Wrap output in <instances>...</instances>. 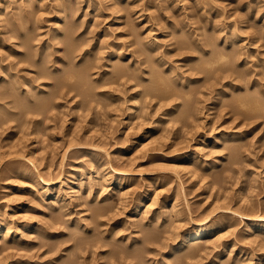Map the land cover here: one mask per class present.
<instances>
[{
	"label": "rangeland",
	"instance_id": "374dc122",
	"mask_svg": "<svg viewBox=\"0 0 264 264\" xmlns=\"http://www.w3.org/2000/svg\"><path fill=\"white\" fill-rule=\"evenodd\" d=\"M23 1L25 0H0V4L9 2L11 8L6 10V13L10 10L16 13L19 7L25 8ZM41 1L36 0V6L37 3L46 6L45 11H41L38 6L39 8L37 7L30 15L31 18L28 17L30 25L26 26V22H23L22 24L25 25L21 28L11 29L7 22L3 26L0 23V78L2 77L0 84L1 82L3 84L0 85V217L4 225L10 229L7 233L15 239L7 241L4 239L7 231L5 227L2 238L0 237V247L11 245L6 252L19 254L12 263L262 264L264 233H250L248 222L249 219H260V216L264 218L262 216L264 215V120L261 117L262 119L260 118L255 124L247 125V128L242 124V127L238 125V119L232 120L234 115L230 114L232 110H237V106L235 104L233 106L231 102L236 94L232 89L240 85L238 82L242 79L231 77V81L234 79L232 83L228 81L229 78L222 80L223 77L231 74L227 72L232 68L229 63H224L223 66H220V63L214 64L212 70L202 65H205L204 60H209L216 53L224 51L222 42L227 38L228 43L237 41V44H241L242 49L244 48L243 52L245 51L246 56L248 54L249 69L251 72L254 69L252 77L251 75L248 77V79L251 77L250 82L257 77H260V80L264 77V0H58V4L66 1L73 4L72 16L69 13L67 19L59 21V24H56L58 21L54 19V8L57 4L55 0ZM119 9L125 11L120 20L116 21V12ZM19 19L27 20L22 16ZM64 23L75 24V33L70 35L75 43L71 38L69 39L72 45H78L81 41L83 44L88 41L91 45L97 42L88 57L93 60L101 59L99 60L101 71L104 70L106 56L111 50L116 55L120 54L117 58L120 57L121 65L124 62L122 67L126 68V77L110 83L109 81L113 80L111 68H108V71H111L103 78L96 73L95 75L90 73L92 76L84 73L82 77L85 75L83 79L86 84L83 82L84 86L80 84L79 87L77 84V87L80 88L81 93L83 90L85 93L89 92L88 96L87 94L82 96L76 92L77 90L74 92L61 90V87L55 88V83L53 84L55 80L51 82L52 78L51 80L38 78L37 84L35 81L24 82V78L34 77L33 70H39L34 66L37 65L38 58L40 61L42 59L44 64L41 65V61L37 67L44 66L48 74L53 68L58 70L63 67L64 70L59 69L57 73V75L60 73V76L64 71L66 72L63 75L72 69V64L68 65V68L60 60L62 56L66 57V49H68V40L64 38L66 30ZM5 29L10 32L6 34ZM26 31L30 34L32 32L31 49L21 45L19 33L27 34ZM184 35H187L186 37L193 43L197 41L200 45H205L203 54L198 52L195 54L192 51L194 55L189 51L186 52L181 42V37L184 38ZM147 41L149 45L155 46L147 47ZM148 48H153L154 53L157 54L154 56L152 55L154 53L149 54ZM142 49L146 55L143 54L144 52L141 53ZM18 50L28 53L24 54L28 57V61L17 54ZM209 54L212 55L211 58L207 56ZM149 56H157L161 62L166 60L167 64L160 67V70L161 68L163 70L158 71L162 72L165 78L167 77L165 80L173 90L170 94L177 97L171 103L175 104L169 113L172 115L166 116L165 119L162 115L166 114L167 107L163 105L168 100L165 101L160 93L164 85L157 84L159 81L150 71L155 70V66L149 63ZM89 58L86 56L84 59L88 61ZM117 58L113 64L119 61ZM79 60L78 58L77 61ZM77 66L74 68L82 69V65ZM199 66L201 70L197 69ZM219 67L222 69L219 70ZM237 67L239 66L234 65L233 70L235 71ZM45 69L42 67V70ZM172 75L176 80L174 78L170 80ZM12 76H15V79ZM153 77L156 78L154 82ZM96 78H100L102 84L107 81L108 83L100 87L102 84L99 85ZM12 79L22 81L20 92L27 90L28 95L32 94L35 99H38L42 92L45 95H41L39 99L50 97L52 106L50 103L51 108L46 111L48 113L27 112V108L31 105L25 102L15 104L14 107L5 106L10 92L14 91V95L17 94ZM92 79H95L94 84L91 82ZM6 80L11 81L12 84L7 83ZM87 81L88 84L92 83L88 91ZM260 82L264 85V79ZM244 83L245 81L242 80L241 85ZM220 86L229 87L227 92L225 91L227 97H222L221 101L216 99V92ZM253 87L250 90L256 92ZM212 88L215 93L211 91L210 95L208 92ZM262 89L264 90L263 87L256 90L262 91ZM189 90H192L189 103L196 101L199 115L196 114L192 120L182 121L178 118L188 100V97L184 98V94ZM135 94H138L137 98L133 97ZM19 97L17 98L16 95L15 99L22 101V97ZM2 98L7 101H3ZM134 99L140 100L137 104L140 108L131 111ZM228 110L231 112L229 113ZM157 122H159L158 126L155 127ZM217 137V144H213V139ZM130 146H134V149L129 150ZM188 155L192 156V160L184 163ZM115 171L122 172L121 181H118L116 175L118 176L119 173ZM39 177L41 183L55 182L49 187L50 192L46 196L41 194L44 189L42 191L40 185L36 184L35 178ZM99 177H104L105 181L101 183ZM80 180L83 188L77 191L71 189ZM154 180L157 185H154ZM118 183L121 187L117 188L115 185ZM149 185L152 187L151 192L154 193L147 202L148 207L143 209L139 217H134L132 220L129 214L135 207L137 198ZM122 189L125 192L123 194ZM54 195L60 196V201L51 205L49 201L42 200L46 197L53 199ZM151 205L155 206L151 207ZM172 205L175 206V214L178 211V214H181L177 216L178 220L175 214L173 217V213L168 217L164 216L165 208ZM98 206L107 207L103 211L104 214L103 212L99 214L101 207L97 210ZM57 214L62 218L61 223L59 221L56 224L54 216ZM186 215L188 218L185 217ZM168 218L171 221L167 223L164 219L168 220ZM131 220L135 224L131 223ZM177 221L180 226L184 225L182 229L212 221H218L220 228L215 235H212L213 238L206 237L199 245L190 246L172 255L169 245L160 246L159 243L164 237L169 236ZM168 225L171 228L167 227ZM133 237H138V240L132 241ZM153 238H158V241L150 245L152 249L149 247L148 250H140V257L133 253L143 248L142 242ZM218 245L222 248L219 253L216 249ZM3 257L0 255V264H4Z\"/></svg>",
	"mask_w": 264,
	"mask_h": 264
},
{
	"label": "bare ground",
	"instance_id": "6f19581e",
	"mask_svg": "<svg viewBox=\"0 0 264 264\" xmlns=\"http://www.w3.org/2000/svg\"><path fill=\"white\" fill-rule=\"evenodd\" d=\"M8 1H11V0H8ZM43 1V0H42ZM41 1V2H42ZM57 1L58 0H55V3H57ZM247 1V0H246ZM259 1V0H258ZM61 2V1H60ZM69 2V1H68ZM67 1L66 2H64V3H60V4H56L55 5V8H54V15H55V17H54V19L56 20V21H58V23L56 22V24H59V21L61 22V21H64V19H67L66 17H68L67 15H69V13L71 14L70 16H72V12H71V9L73 8V4H72V2L70 3H68ZM249 2V1H248ZM40 4V3H39ZM38 3H37V5L40 7H38V6H36V0H25V1H23V5H25L24 7L25 8H21V7H19L18 8V11L16 10V9H14V10H16L17 12L15 13V11H9V12H7L6 13V10H9V8H11V7H9V2H5L4 4H0V23L2 24V26L5 24V22H7V24L8 25H10V26H8V27H10L11 29H16L17 27L18 28H21V26H24L25 24H26V26L27 25H30V22H29V18H31V16L30 15H32L34 12H35V10L37 9V7L41 10V11H45V7L46 6H44V5H39ZM247 4V3H246ZM249 4V3H248ZM261 4V3H260ZM33 5V6H32ZM96 5V4H95ZM10 6H12V5H10ZM33 8H32V7ZM87 6H89V5H87ZM113 6V5H112ZM136 6H137V4H136ZM13 7V6H12ZM29 7H31L30 9H28ZM78 7H80V6H78ZM130 7V6H129ZM139 7H141V6H139ZM77 8V7H76ZM111 8V7H110ZM113 8H115V7H113ZM112 8V9H113ZM119 8V7H118ZM259 8H261V7H259ZM147 9V8H146ZM149 9V8H148ZM77 10V9H76ZM114 10V9H113ZM116 10V9H115ZM129 10V9H128ZM142 10V9H141ZM262 10V9H261ZM81 11V10H80ZM79 11V12H80ZM98 11V10H97ZM125 11V10H124ZM124 11H122V10H117V12H116V17H115V19H116V21H119L120 20V18L123 16V12ZM135 12V11H134ZM43 13V12H42ZM135 13H137V12H135ZM135 13H133V14H135ZM140 13V12H139ZM142 13V12H141ZM158 13V12H157ZM165 13V12H164ZM19 14H21L20 16H22V18H24V19H27L26 21H24L23 19L22 20H20L19 19V17L20 16H18ZM94 14V13H93ZM97 14V13H96ZM98 15V14H97ZM156 15V14H155ZM135 16V15H134ZM134 16H132V17H134ZM139 16V15H138ZM29 17V18H28ZM33 17V16H32ZM155 17V16H154ZM161 17V16H160ZM71 18V17H70ZM73 18V17H72ZM95 18V17H94ZM126 18V17H125ZM124 18V19H125ZM155 18H157V16L155 17ZM156 20V19H155ZM66 21H68V20H66ZM69 21H70V19H69ZM74 21V20H73ZM136 21V20H135ZM25 23L24 25L22 24V23ZM52 22V21H51ZM54 22V23H55ZM96 22V21H95ZM70 23V22H69ZM135 23V22H134ZM6 24V25H7ZM77 24V23H76ZM93 24V23H92ZM64 27H65V40L67 41L68 40V42H67V44H68V49H66L67 50V53L65 54V58H64V56H62V58H63V60H62V58L60 59L62 62H63V64H64V66L66 67H68L69 68V66L68 65H71V66H73L72 67V69H69V71H67L68 73H66L65 75H63L64 74V72H66V71H64L63 72V74H62V76H60L61 74L59 73V75H57V73L60 71L59 69H61V68H58V70L57 69H54L53 67V73L51 74H48L49 72L45 69V67L44 66H42L44 69H45V71L44 70H42V67L41 66H38L37 67V65H40L39 63L42 61V59H41V61H40V59L38 58V60L36 61V64L37 65H35L34 64V66H36V69L37 68H39V70H33V74H34V77H30V78H24L23 80H24V82H34L35 81V83L37 84V82H38V78L39 79H48V78H50V80H51V78H52V80H51V82L53 81V80H55V82H53V84L55 83V88H62L61 90H64V89H67V90H69V91H74L75 92V90H77L76 92L78 93L79 92V94H82V96L83 95H85L86 96V94H87V96H88V94H89V92H87V93H85L84 91L85 90H83V93H81L80 92V84H83V86L86 84L85 83V79H83L84 77H85V75L82 77V74H84V73H91V74H94L95 75V73L96 74H99L100 75V78H103V76H105V75H107L108 73H110V71L111 70H109L108 71V68H111L112 69V75H113V77H112V81H109L110 83H112V82H117L118 80H120V79H122L123 77H126V68H123L122 67V65L124 64V62H123V64L121 65L120 63H122L119 59H120V57H119V59L117 58L118 56H120V54L119 55H116V53L114 52V51H112L111 50V52L110 53H108L107 54V59H106V61H105V64H104V70L103 71H101L102 69H101V67L99 66V60H101V59H97V60H93L92 58H89L88 56H89V54H90V52L92 51V48H93V45H97L96 43L97 42H95V43H93L92 45L87 41H85L86 42V44L87 43H89V45H86V44H83V42L81 41L78 45H72V42L70 41L69 42V39L71 38L70 37V35L73 33H75L74 32V25L75 24H68V23H64ZM96 25V24H95ZM94 25V26H95ZM92 26V25H91ZM1 27V26H0ZM7 27V28H8ZM28 27H30V26H28ZM31 27H32V25H31ZM63 27V28H64ZM139 27V26H138ZM5 28V27H4ZM9 28V29H10ZM58 28V27H57ZM10 29V30H11ZM29 29V28H28ZM6 30V29H5ZM27 30V29H26ZM130 30V29H129ZM62 31V30H61ZM219 31V30H218ZM4 32H6V34L8 33V32H10V31H8L7 32V30L6 31H4ZM27 32V34H23V33H19V35H20V38H21V45H23V47L25 46L26 48L27 47H29L30 48V46H31V41H33L32 40V36H31V34H32V32H31V34L29 33L30 32V30H29V32L28 31H26ZM26 32H24V33H26ZM141 32V31H140ZM223 32V31H222ZM17 32H15V34H16ZM126 33V32H125ZM187 33V32H186ZM4 34V33H3ZM63 34V33H62ZM223 34V33H222ZM57 35V34H56ZM76 35V34H75ZM220 35H221V33H220ZM220 35H219V37H220ZM258 35V34H257ZM9 36H11V35H9ZM73 36V35H72ZM187 35H184V38L183 37H181L182 38V40H181V42H183V44L182 45H184V47H185V50H186V52H188L189 51V53H192V54H194L193 52H195V54H196V52H198V54H203V46H205V45H200V43H198L197 41H194V43L188 38V37H186ZM191 36V35H190ZM260 36V35H259ZM12 37V36H11ZM212 37V36H211ZM225 37V36H224ZM230 37H231V35H230ZM234 37V36H233ZM8 38V37H7ZM55 38V37H54ZM94 38V37H93ZM98 38V37H97ZM190 38H192V37H190ZM194 38V37H193ZM10 39V38H9ZM8 39V40H9ZM62 39V38H61ZM90 39V38H89ZM146 39V38H145ZM211 39V38H210ZM217 39V38H216ZM252 39V38H251ZM256 39V38H255ZM63 40V39H62ZM71 40L72 41H74L72 38H71ZM142 40V39H141ZM170 40V39H169ZM196 40V39H195ZM224 40V39H223ZM79 41V40H78ZM91 41V40H90ZM149 41V40H148ZM147 41V42H148ZM172 41V40H171ZM200 41H202L201 39H200ZM216 41V40H215ZM257 41V40H256ZM259 41V40H258ZM5 43H6V41H4ZM102 42H103V40H102ZM196 42V43H195ZM213 42V41H212ZM224 42V43H223ZM222 42V46H223V49H224V51L223 52H218V54L216 53L212 58L210 57V56H212V55H207V56H209L211 59H209V60H207L206 59V61L202 58V60H204V62H205V65L203 64L202 66H206V68L208 67L209 68V70H212V67H213V65L214 64H217V63H220L219 65L221 66H223V64L224 63H229L230 65L229 66H231L232 68H229V70L227 71V72H230L231 74H229L228 76H225V77H221L222 78V80H225V79H228V81L230 80H232L231 79V77H233L234 78V76H235V78L234 79H242V80H244L245 81V83L243 84V85H241V82H242V80H241V82L239 81L238 82V84L240 83V85H236V86H234L233 87V92L234 93H236V94H234L235 95V97L233 98V101H231L232 102V105L234 106V104L237 106V110H232V112L231 111H229V113L231 112V114L230 115H234V118L232 119V120H239V124L238 125H240L241 127H242V125H244L245 126V128H247V125H250V124H252V123H254L255 124V122H257L261 117L263 118V120H264V90L262 89V91H258V90H256L257 88L259 89V88H261V87H263L264 88V85L260 82L262 79H264V77H262V79L260 80V77H257V79L256 80H253L252 82H250V78L252 77V72L254 71V69H252V72H251V70L249 69L250 67L248 66L249 65V63L247 62V56H248V54H247V56H246V54L243 52V49H242V47H241V44H237L238 42L237 41H234V43L232 42V44L231 43H228V40H227V38H226V40H224ZM71 43V44H70ZM74 43H75V41H74ZM209 43V42H208ZM211 43V42H210ZM242 43V42H241ZM256 43V42H255ZM258 43V42H257ZM256 43V44H257ZM105 44V43H104ZM144 44V43H143ZM147 44V43H146ZM151 44V43H150ZM175 44V43H174ZM173 44V45H174ZM180 44V43H179ZM219 44V43H218ZM253 44H254V42H253ZM252 44V45H253ZM264 44V43H263ZM21 45H19V46H21ZM69 45H70V47H69ZM102 45V44H101ZM154 44H152V46H153ZM172 45V44H171ZM213 45V44H212ZM215 45V44H214ZM248 45V44H247ZM262 45V44H261ZM36 46V45H35ZM143 46V45H142ZM152 47L151 45H149V42H148V45H147V47ZM155 46V45H154ZM243 46V45H242ZM250 46V45H249ZM254 46V45H253ZM257 46V45H256ZM264 46V45H263ZM262 46V47H263ZM15 47V46H14ZM66 47V48H67ZM99 47H100V45H99ZM146 47V46H145ZM157 47V46H156ZM182 47V46H181ZM207 47V46H206ZM209 47V46H208ZM221 47V46H220ZM2 48V47H1ZM22 48V47H21ZM20 48V49H21ZM34 48H36V47H34ZM101 48V47H100ZM158 48V47H157ZM170 48V47H169ZM259 48H261V47H259ZM28 49V48H27ZM31 49V48H30ZM29 49V50H30ZM102 49V48H101ZM112 49H114V48H112ZM141 49V48H140ZM145 49V51H146V53H148L147 52V50H146V48H144ZM148 49H150V48H148ZM152 49V50H151ZM150 50H148L150 53L149 54H151V53H154V49L153 48H151ZM257 49V48H256ZM2 50H4V49H2ZM94 50V49H93ZM109 50V49H108ZM115 50V49H114ZM133 50H135V49H133ZM132 50V51H133ZM156 50V49H155ZM10 51V50H9ZM26 51V50H25ZM99 51H100V49H99ZM131 51V52H132ZM138 51V50H137ZM145 51H143V49L141 50V53L142 52H144L143 54H145ZM191 51V52H190ZM193 51V52H192ZM220 51V50H219ZM222 51V50H221ZM247 51V50H246ZM1 52V51H0ZM17 52V54L20 56V57H23L24 59H27L28 57L26 56L28 53L27 52H22L21 50H18V51H16ZM15 52V53H16ZM29 52V51H28ZM31 52H33V51H31ZM117 52V51H116ZM174 52V51H173ZM209 52V51H208ZM213 52H215V51H213ZM14 53V52H13ZM21 53V54H20ZM106 53V52H105ZM139 53H140V50H139ZM159 53V52H158ZM168 53V52H167ZM249 53V52H248ZM251 53H253V52H251ZM256 53V52H255ZM4 54V53H3ZM24 54H26L25 56H24ZM122 54V53H121ZM138 54V53H137ZM155 54H157V52L156 53H154V54H152L153 56L155 55ZM166 54V53H165ZM169 54V53H168ZM188 54V53H187ZM194 54V55H195ZM260 54V53H259ZM10 55V54H9ZM17 55V56H18ZM94 55V54H93ZM116 55V56H115ZM146 55V54H145ZM164 55V54H163ZM6 56H7V54H6ZM34 56V55H33ZM32 56V57H33ZM83 56V57H82ZM87 56V58H89V60L87 61V60H85L84 58ZM115 56V57H114ZM159 56H160V54H159ZM158 56V57H159ZM206 56V57H207ZM30 57V56H29ZM93 57V56H92ZM137 57V56H136ZM163 57V56H162ZM198 57V56H197ZM260 57V56H259ZM19 58V57H18ZM23 58H21V59H23ZM78 58L80 59L79 61H77L78 60ZM118 59L117 61L118 62H116L115 64H113V61L115 60V59ZM139 58V57H138ZM149 60H150V62L149 63H151V65L153 64L154 66H155V70H150L151 72H152V74L157 78V81H159V82H157V84L158 83H160L162 86L164 85V88L161 90V96H162V98H164V100L165 101H167V102H165L164 100H163V102H165L166 104L165 105H163L164 107L166 106L167 108V110L165 109V111H166V114L165 115H162L163 117H164V119H165V117L167 116L168 117V115H169V113L172 111V109L174 108V105L173 104H171V103H173L172 101H175V99H177V97L175 98V96H173V94L171 95L170 93H171V91H173V90H171L172 88L169 86V84H167L168 82H166L167 80H165V79H167V77L165 78L163 75V73L162 72H159V71H161V70H163L162 68H161V70H160V67H162L163 65L165 66V59H164V62L162 61H160V58H158L157 59V56L156 57H151V56H149ZM164 58V57H163ZM253 58V57H252ZM8 59H9V57H8ZM92 59V60H91ZM171 59V58H170ZM250 59V58H249ZM1 60H2V58H1ZM32 60V59H31ZM162 60V59H161ZM191 60V59H190ZM194 60V59H193ZM201 60V59H200ZM202 60H201V62H202ZM211 60V61H210ZM228 60H229V62H228ZM257 60V59H256ZM9 61V60H8ZM27 61H28V59H27ZM103 61V60H102ZM142 61V60H141ZM207 61H209V62H207ZM50 62H51V60H50ZM57 62H59V61H57ZM137 62V61H136ZM143 62V61H142ZM204 62H202V63H204ZM256 62V61H255ZM261 62H262V60H261ZM264 62V61H263ZM53 63V62H52ZM101 63V62H100ZM145 63V62H144ZM172 63V62H171ZM222 63V64H221ZM256 63H258V62H256ZM42 64H44V62L42 61V63H41V65ZM54 64V63H53ZM167 64V63H166ZM255 64V63H254ZM30 65V64H29ZM77 65H82V69L80 68V69H78L79 67H81V66H77ZM114 65V66H113ZM127 65V64H126ZM152 65V66H153ZM239 66V67H237V69L234 71L233 70V66ZM63 66V65H62ZM71 66H70V68H71ZM74 66L76 67H78V68H74ZM147 66V65H146ZM163 66V67H164ZM167 66V65H166ZM256 66H257V64H256ZM259 66V65H258ZM260 66H262V65H260ZM259 66V67H260ZM13 67V66H12ZM41 67V68H40ZM135 67V66H134ZM158 69H157V68ZM197 67H198V65H197ZM201 66H199V68H197V69H202V68H200ZM215 67V66H214ZM226 67H228V66H226ZM32 68V67H31ZM49 68V67H48ZM153 68V67H152ZM171 68H173V67H171ZM170 68V69H171ZM175 68V67H174ZM196 68V67H195ZM221 67H219V70H221L220 69ZM66 69V68H65ZM137 69V68H136ZM149 69V68H148ZM151 69V68H150ZM157 69V70H156ZM214 69V68H213ZM225 68H223V70H224ZM62 70H64L63 69V67H62V69H61V71ZM159 70V71H158ZM173 70V69H172ZM204 70V69H203ZM232 70L234 71V73L232 72ZM239 70H241V71H243V72H241V71H239ZM255 70H256V68H255ZM9 71H10V69H9ZM47 71V72H46ZM142 71V70H141ZM169 71V70H168ZM214 71V70H213ZM213 71H211V73L213 72ZM216 71V70H215ZM225 71V70H224ZM11 72V71H10ZM128 72V71H127ZM164 72V71H163ZM171 72V71H170ZM169 72V73H170ZM55 73V74H54ZM62 73V72H61ZM161 73V74H160ZM167 73V72H166ZM175 73V72H174ZM263 73V72H262ZM90 74V75H91ZM136 74V73H135ZM151 74V73H150ZM151 74V75H152ZM226 74V73H225ZM10 75H13V74H10ZM9 75V76H10ZM145 75V74H144ZM214 75V74H213ZM216 75V74H215ZM251 75V77L248 79V77ZM260 75V74H259ZM264 75V74H263ZM86 76H88V75H86ZM92 76V75H91ZM136 76H137V74H136ZM171 76V74H169V76L168 77H170ZM7 77V76H6ZM12 77H14L13 79H15V76H12ZM12 77H10V78H12ZM129 77V76H128ZM130 77H132V75L130 76ZM129 77V78H130ZM155 77H153V82L154 81H156V78ZM216 77V76H215ZM2 78V77H1ZM1 78H0V80H1ZM100 78H96V82L98 83L99 82V85H100V83L102 84V81H100ZM137 78V77H136ZM172 78H174L173 77V75H172V77L170 78V80L172 79ZM5 79V78H4ZM12 79V80H13ZM20 79V78H19ZM128 78H126V80H127ZM139 79V78H138ZM140 79H142V78H140ZM175 79V78H174ZM234 79H233V81H234ZM239 79V80H240ZM10 80V79H9ZM9 80L7 81V83H11V81L9 82ZM17 80V79H16ZM95 80V79H94ZM93 79H92V81L91 82H93L94 81ZM169 80V79H168ZM176 80V79H175ZM215 80V79H214ZM222 80L220 79V81L222 82ZM2 81V80H1ZM37 81V82H36ZM74 81V82H73ZM106 81V80H105ZM130 81V83H131V80H129ZM142 81V80H141ZM173 81V80H172ZM195 81V80H194ZM219 81V82H220ZM233 81H231V83L233 82ZM85 84H84V83ZM88 82L89 81H87V85H86V90L88 91V87L90 86V84H92V83H89L88 84ZM127 82V81H126ZM125 82V83H126ZM144 82V81H143ZM166 82V83H165ZM170 82V81H169ZM220 82V83H221ZM235 82H237V81H235ZM251 84H250V83ZM20 83L22 84V81H14L13 80V84H14V86L13 87H15L14 89H15V91H16V95H17V98L19 97L18 95H21L20 97H22V99L24 100H22V101H19V99L18 100H16L15 99V96L16 95H14V91H12V92H10V94L7 96V100L6 99H3L4 97H5V95H3L4 97L2 98V100L4 101H7V103H5V104H7V105H5V106H9V105H13L12 107H14V106H16V105H18L19 103H22V102H25V103H30V105H28V106H30L29 108H27V112H30V113H34V114H41V113H43V114H45V113H48V112H46V111H48V109L49 108H51L50 107V97H47V96H45V97H47L46 99L45 98H43L42 100L41 99H39L40 98V96L41 95H45V94H43V92H42V94L40 95V96H38V99L36 98H33L31 95H28V93L26 92V91H22V92H20ZM106 83H108V81L107 82H103V84L100 86V87H103L104 86V84H106ZM128 83V82H127ZM139 83H141V82H139ZM182 83V82H181ZM1 84H2V82H1ZM0 84V85H1ZM12 84V83H11ZM49 84V83H48ZM77 84H79V87H77L78 85ZM93 84H94V82H93ZM115 84V83H114ZM155 84V83H154ZM3 85V84H2ZM5 85V84H4ZM24 85H25V83H24ZM43 85V84H42ZM132 85V84H131ZM234 85V84H233ZM51 86V85H50ZM82 86V87H83ZM108 86V85H107ZM116 86V85H115ZM181 86V85H180ZM187 86V85H186ZM191 86V85H190ZM194 86V85H193ZM214 86V85H213ZM254 86V87H253ZM25 87V86H24ZM38 87H39V85H38ZM53 87H54V85H53ZM92 87V86H91ZM93 87H94V85H93ZM106 87V86H105ZM252 87H253V89L255 88V91L256 92H254V90L253 91H251L250 89H252ZM78 88H79V91H78ZM97 88V87H96ZM98 88H99V86H98ZM112 88V87H111ZM185 88H187V87H185ZM227 88H229V87H221L220 86V88L217 90L218 92H216V95H217V100H220L221 101V99H222V97H227L226 96V92H227ZM10 89V88H9ZM16 89H18V90H16ZM161 89V88H160ZM190 89V88H189ZM248 89V90H247ZM13 90V89H12ZM29 90V89H28ZM59 90V89H58ZM92 90H94V89H92ZM178 90V89H177ZM195 90V89H194ZM261 90V89H260ZM33 91V90H32ZM36 92L38 91V90H35ZM42 91V90H41ZM53 91V90H52ZM90 91V90H89ZM155 91V90H154ZM182 91H184V89L182 90ZM199 91H201V90H199ZM208 91V90H207ZM209 91L210 92H208L210 95H211V93L214 91L213 90V88L212 89H209ZM212 91V92H211ZM226 91V92H225ZM228 91H229V89H228ZM231 91V90H230ZM252 93H251V92ZM34 92V91H33ZM135 92V91H134ZM186 92V91H185ZM185 92H182V93H185ZM194 92V91H193ZM254 92V93H253ZM159 93V92H158ZM214 93H215V91H214ZM40 94V93H39ZM58 94V93H57ZM206 94V93H205ZM232 94V93H231ZM48 95V94H47ZM132 95V94H131ZM148 95V94H147ZM157 95V94H156ZM180 95V94H179ZM192 95V90L190 91L189 90V92H187L186 94H184V98H185V96L186 97H188L187 99V102H186V104L184 105V108H182L183 110L181 111V113L179 114V118L178 119H180V120H182V121H188V120H192L193 118H195L196 117V114H197V112H198V109H199V107L197 106V103H196V101H195V103H193L192 102V98H190V102H192V103H189V97ZM194 95V94H193ZM198 95V94H197ZM34 96V95H33ZM81 96V95H80ZM81 96V97H82ZM137 96H138V94H135L133 97H136L137 98ZM19 97V98H20ZM34 97H36V95L34 96ZM42 97H44V96H42ZM52 97V96H51ZM57 97H58V95H57ZM89 97H90V95H89ZM132 97V98H133ZM192 97V96H191ZM211 97V96H210ZM228 97H229V95H228ZM52 98H55V97H52ZM84 98V97H83ZM135 98V99H136ZM159 98V97H158ZM134 99V100H135ZM231 99V98H230ZM0 100H1V96H0ZM56 100V99H55ZM133 100V101H134ZM139 100V99H138ZM138 100H135V102H134V104H133V108H132V110L131 111H134V109H136V108H140L137 104H138ZM157 100V99H156ZM160 100H162L161 98H160ZM140 101V100H139ZM106 103V102H105ZM201 103H202V101H201ZM220 103H222V102H220ZM227 103H229V102H227ZM16 104V105H15ZM81 104V103H80ZM159 104V103H158ZM198 104H200V103H198ZM223 104V103H222ZM4 105V104H3ZM108 105V104H107ZM230 105V104H229ZM51 106H52V103H51ZM144 106V105H143ZM162 106V105H161ZM160 106V107H161ZM9 107H11V106H9ZM8 107V108H9ZM54 107H52V109H53ZM147 108V107H146ZM161 108H163V107H161ZM230 109H233V108H230ZM144 110V109H143ZM160 110V109H159ZM158 111V110H157ZM164 111V110H163ZM201 112V111H200ZM138 113H140V112H138ZM154 113H155V111H154ZM162 113V112H161ZM168 113V114H167ZM28 114V113H27ZM42 114V115H43ZM146 114V112L144 113V115ZM164 114V113H163ZM154 115H156V113L154 114ZM172 114H170L169 116H171ZM178 115V114H177ZM197 115H199V114H197ZM34 116V115H33ZM142 116V115H141ZM37 117V116H36ZM150 117V116H149ZM154 117V116H153ZM230 117V116H229ZM233 117V116H232ZM145 118V117H144ZM144 118H143V120H144ZM147 118V117H146ZM145 118V119H146ZM155 118V117H154ZM162 118V117H161ZM171 118V117H170ZM261 118V119H262ZM159 119V120H158ZM158 121H160L161 119L158 117ZM163 119V120H164ZM231 119H230V121H231ZM32 120V119H31ZM35 120V119H34ZM175 120V119H174ZM37 121H40V120H37ZM141 121V120H140ZM148 121V120H147ZM177 121V120H176ZM149 122V121H148ZM178 122V121H177ZM193 122V121H192ZM235 122V121H234ZM40 123V122H39ZM147 123V122H146ZM158 123L159 122H157L156 123V125H155V127H157L158 126ZM242 124V125H241ZM262 124H263V122H262ZM35 125H36V121H35ZM31 126V125H30ZM259 126V125H258ZM257 126V127H258ZM252 127V126H251ZM262 127V126H261ZM264 127V126H263ZM255 129V128H254ZM256 130V129H255ZM264 131V130H263ZM38 132V131H37ZM242 131H240V134H242L241 133ZM253 132V131H252ZM34 134V133H33ZM239 134V133H238ZM239 134V135H240ZM34 135H36V134H34ZM231 135V134H230ZM234 135V134H233ZM243 136H244V133H243ZM230 139V138H229ZM213 141L214 142H212L213 144H217V141H218V137L217 138H214L213 139ZM206 146V145H205ZM134 146H130L128 149L129 150H133L134 148H133ZM136 149V148H135ZM202 149V148H201ZM195 155V154H194ZM193 155V156H194ZM197 158V157H196ZM192 160V156H190V155H188L185 159H184V163H187V162H189V161H191ZM195 161V160H194ZM182 162V161H181ZM196 162V161H195ZM201 163V162H200ZM191 164V163H190ZM184 165V164H183ZM186 165V164H185ZM198 165H199V163H198ZM201 165V164H200ZM209 165V164H208ZM207 165V166H208ZM103 172V171H102ZM101 172V173H102ZM105 172V171H104ZM115 172H117V173H119L118 174V176L116 175V177H117V179H118V181H121L122 180V177H123V175H122V172L121 171H115ZM68 175V174H67ZM66 175V176H67ZM70 175V174H69ZM107 175V174H106ZM105 175V176H106ZM192 175H194V174H192ZM104 176V177H105ZM201 176V175H200ZM70 176H68V178H69ZM104 177L103 178H100L101 179V183H103L105 180H104ZM36 179V184H38V185H40V187H41V189H42V191H43V189H44V191L43 192H41V194H43L44 196H46V195H48V193L50 192L49 190V187L51 186V185H53V183H55V182H53V181H48V182H45V183H41V178L39 177V178H35ZM203 179V178H202ZM157 180V179H156ZM60 181V180H59ZM67 181V180H66ZM83 182V181H82ZM98 182V181H97ZM151 182H152V180H151ZM154 185H157V182H155V180H154ZM153 184V183H152ZM97 185H98V183H97ZM100 185V184H99ZM151 185V184H150ZM148 186V188H147V190L142 194V195H140V197H138L137 198V200H136V202H135V207L134 208H132V210H131V212H130V214H129V217L133 220V218L134 217H139V215L140 214H142V211H143V209L145 208V207H148L147 206V202L151 199V197H152V195H153V193L154 192H151V189H152V187L151 186ZM107 186V185H106ZM120 186V184L118 183V184H116L115 185V187H119ZM153 186V185H152ZM82 187V184H81V180L79 181V182H77L75 185H73L72 187H71V189H73L74 191L76 190H79L80 188ZM121 187V186H120ZM154 187V186H153ZM83 188V187H82ZM102 189V188H101ZM123 190V189H122ZM129 190H130V188H129ZM90 191V190H89ZM125 191H127V190H125ZM59 192V191H58ZM92 192V191H91ZM179 192V191H178ZM120 193V192H119ZM123 193H125L124 192V190H123V192H122V194ZM127 193V192H126ZM121 194V195H122ZM126 195V194H125ZM128 195H129V193H128ZM55 196V195H54ZM124 196V195H123ZM125 197V196H124ZM123 197V198H124ZM177 198H178V196H176ZM44 198V197H43ZM53 198V197H52ZM88 199V198H87ZM92 199V198H91ZM127 199V198H126ZM44 202H47V201H49V204L51 203V205H52V203H54V202H57V201H60V196H55L53 199H51V198H48V197H46V198H44V199H42ZM41 200V201H42ZM89 200V199H88ZM87 200V201H88ZM108 200V199H107ZM121 201H122V199H120ZM125 200V199H124ZM85 201H86V198H85ZM97 201V200H96ZM155 201H156V199H155ZM178 201V200H177ZM104 202V201H103ZM107 202H109V201H107ZM175 202V201H174ZM174 202H172V203H174ZM61 203V202H60ZM95 203V202H94ZM156 203H157V201H156ZM176 203V202H175ZM58 205H59V203H57ZM125 204H127L126 202H125ZM125 204H124V206H125ZM154 204H155V202H154ZM40 205V204H39ZM61 205V204H60ZM64 205H66V204H64ZM149 205V204H148ZM48 206V205H47ZM53 206H55V205H53ZM153 205H151V207H152ZM155 206V205H154ZM153 206V207H154ZM63 206H61V208H62ZM101 207V208H100ZM105 207V208H104ZM104 207H102V206H98L97 207V210H98V208H100L99 209V214H102V212L103 211H105V209L107 208L106 206H104ZM126 207V206H125ZM125 207H123V208H125ZM64 208H65V206H64ZM96 208V207H95ZM122 208V207H121ZM53 209V208H52ZM113 209V208H112ZM162 209V208H161ZM160 209V210H161ZM175 206L174 205H172L171 207H166L165 208V215L164 216H170V213H173V217H174V214L176 213L175 212ZM178 209V208H177ZM181 209V208H180ZM58 210V209H57ZM126 210V209H125ZM147 210V209H146ZM158 210V209H157ZM159 210V211H160ZM163 210V209H162ZM252 210V209H251ZM61 211V210H60ZM64 211V210H63ZM86 211V210H85ZM147 211H149V210H147ZM57 212V211H56ZM67 212V211H66ZM88 212V211H87ZM95 212V211H94ZM146 212V211H145ZM164 212V211H163ZM180 212H181V210H180ZM48 213V212H47ZM58 213V212H57ZM60 213V212H59ZM96 213V212H95ZM119 213V212H118ZM149 213V212H148ZM160 213H162V211L160 212ZM178 213H179V211H178ZM175 214L176 215V219H177V216L178 215H181V214ZM182 213V212H181ZM52 214H53V212H52ZM62 214V213H61ZM103 214H104V212H103ZM124 214V213H123ZM146 214V213H145ZM144 214V215H145ZM154 214V213H153ZM164 214V213H163ZM163 214H161V215H163ZM64 215V214H63ZM62 215V216H63ZM67 215V214H66ZM147 215V214H146ZM157 215V214H156ZM161 215H160V218H161ZM261 215V214H260ZM93 216V215H92ZM97 216H98V214H97ZM96 216V217H97ZM262 216H264L263 214H262ZM52 217V216H51ZM84 217V216H83ZM98 217H100V215L98 216ZM163 217V216H162ZM186 218H188L187 217V215L185 216ZM259 217V216H258ZM62 217H60V215L59 214H57L56 216H54V219H55V222H56V224L60 221V219H61ZM85 218V217H84ZM87 218V217H86ZM85 218V219H86ZM146 218V217H145ZM158 218V217H157ZM156 218V219H157ZM159 218V219H160ZM180 218V217H179ZM2 218L0 217V237L2 236V234H3V232L5 231V225H4V222H3V220H1ZM54 219H52V220H54ZM88 219V218H87ZM96 219V218H95ZM65 220V219H64ZM99 220V219H98ZM98 220H96V222L98 221ZM131 220V221H132ZM143 220V219H142ZM167 223H168V221L170 220L169 218H168V220H166V219H164ZM178 220V219H177ZM184 220V219H183ZM66 221V220H65ZM88 221V220H87ZM136 221V220H135ZM146 221V220H145ZM150 221V220H149ZM171 221V220H170ZM172 221H174V220H172ZM176 221V220H175ZM185 221V220H184ZM49 222V221H48ZM63 222V221H62ZM90 222V221H89ZM100 222V221H99ZM158 222V221H157ZM181 222V221H180ZM218 222V221H217ZM216 221H212V222H209V223H205V224H194L193 226H191L190 228H187V229H182L181 227H184V225L183 226H180V223H179V221H177V223H179V225H177V223H176V225H175V227L171 230L170 228H171V226H167V227H170V228H168V229H170L171 231L169 232V236L168 237H164V239H163V241L162 242H160L159 243V245L160 246H163L164 244L165 245H169V251H170V254H176L177 253V251H182V250H185V249H187V248H190V246H197V245H199L200 243H202V241L206 238V237H210V236H212V235H215L216 234V231H217V229H219L218 228V223H217ZM220 222V221H219ZM50 223V222H49ZM60 223H61V221H60ZM64 223H66V222H64ZM76 223V222H75ZM94 223H95V221L93 222V225H94ZM102 223V222H101ZM131 223H134L135 224V222H131ZM138 223V222H137ZM137 223H136V225H137ZM186 223V222H185ZM51 224V223H50ZM53 224V223H52ZM55 224V223H54ZM98 224V223H97ZM123 224V223H122ZM139 224V223H138ZM165 224V223H164ZM163 224V226H165ZM182 224H183V222H182ZM90 225H92V224H90ZM101 225V224H100ZM142 225V224H141ZM248 231L250 232V233H253V232H255V233H259V234H262V233H264V218L263 217H261L260 216V219H249V222H248ZM50 226V225H49ZM60 226V225H59ZM66 226V225H65ZM70 226V225H69ZM98 226V225H97ZM123 226V225H122ZM145 226V225H144ZM147 226V225H146ZM187 226V225H186ZM51 227H52V225H51ZM56 227V226H55ZM92 227H94V226H92ZM124 227V226H123ZM130 227H131V225H130ZM132 227H133V224H132ZM142 227H143V225H142ZM188 227V226H187ZM134 228H135V226H134ZM6 229H7V231H5L6 233H5V235H4V239L7 241L8 239L9 240H12V239H14L13 238V236L11 235V234H8L7 232L8 231H10V229L9 228H7L6 227ZM141 229V228H140ZM147 229H148V226H147ZM152 229V228H151ZM161 229H163V228H161ZM247 229V228H246ZM126 230H127V228H126ZM133 230V229H132ZM137 230V229H136ZM99 231V230H98ZM135 231V230H134ZM138 231V230H137ZM136 231V232H137ZM150 231V230H149ZM165 231V230H164ZM139 232V231H138ZM141 232V231H140ZM142 233V232H141ZM138 235H139V233H137ZM148 234V233H147ZM168 235V234H167ZM251 235V234H250ZM264 235V234H263ZM2 238V237H1ZM128 238V237H127ZM138 237H136V238H132V241H134L133 239H136V240H138L137 239ZM212 238H213V236H212ZM261 238H262V236H261ZM2 240V239H1ZM15 240V239H14ZM135 240V241H136ZM262 240H263V238H262ZM156 241H158V238H156V239H150V240H147L146 239V241H144V242H142V243H144L143 245H141V246H143V248H140V249H135L136 251L135 252H133V253H135V255L136 256H141V255H139L140 254V250H148L149 249V247H150V245H152V244H154L153 242H156ZM205 241V240H204ZM133 243V242H132ZM135 243H137L138 244V242H135ZM137 244H135V245H137ZM140 244V243H139ZM163 244V245H162ZM50 245V244H49ZM214 245H215V243H214ZM213 245V246H214ZM7 246V245H6ZM141 246H139V247H141ZM53 247H55V246H53ZM138 247V246H137ZM152 247V246H151ZM150 247V248H151ZM215 247V246H214ZM217 247H219V245L217 246ZM216 247V249H217V252L219 253L221 250H222V248H217ZM11 248V245L9 246H7V247H5V246H3V247H0V255H3L4 257V261L2 262V263H4V264H13L12 262V260L13 259H16V257H19V254H16V253H14V252H6L8 249H10ZM14 248V247H13ZM51 248V247H50ZM57 248H58V246H57ZM165 248V247H164ZM19 249V248H18ZM152 249V248H151ZM196 249V248H195ZM53 250V249H52ZM194 250V249H193ZM14 251V250H13ZM132 251V250H131ZM132 253V254H133ZM219 255V254H218ZM138 257V258H139ZM63 259V258H62ZM137 259V258H136ZM262 260V264H264V258H262L261 259ZM17 261V260H16ZM72 263V262H71ZM69 264H70V262H69ZM261 264V263H260Z\"/></svg>",
	"mask_w": 264,
	"mask_h": 264
}]
</instances>
